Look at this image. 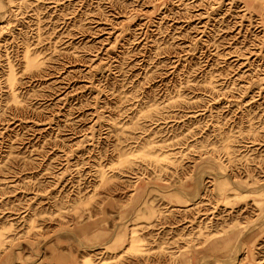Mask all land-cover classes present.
<instances>
[{"label": "rangeland", "instance_id": "374dc122", "mask_svg": "<svg viewBox=\"0 0 264 264\" xmlns=\"http://www.w3.org/2000/svg\"><path fill=\"white\" fill-rule=\"evenodd\" d=\"M0 264H264V0H0Z\"/></svg>", "mask_w": 264, "mask_h": 264}, {"label": "bare ground", "instance_id": "6f19581e", "mask_svg": "<svg viewBox=\"0 0 264 264\" xmlns=\"http://www.w3.org/2000/svg\"><path fill=\"white\" fill-rule=\"evenodd\" d=\"M32 62H34V61H32ZM139 185V184H138ZM141 186V185H140ZM194 255V254H193ZM196 255V254H195ZM193 257V256H192ZM195 257V256H194ZM195 260V259H194Z\"/></svg>", "mask_w": 264, "mask_h": 264}]
</instances>
